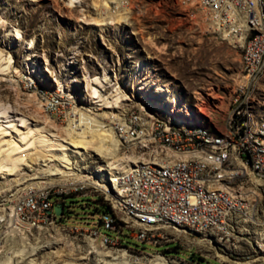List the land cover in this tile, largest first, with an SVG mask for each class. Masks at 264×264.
I'll return each mask as SVG.
<instances>
[{"label": "rangeland", "instance_id": "obj_1", "mask_svg": "<svg viewBox=\"0 0 264 264\" xmlns=\"http://www.w3.org/2000/svg\"><path fill=\"white\" fill-rule=\"evenodd\" d=\"M119 2L0 0V264H105L98 253L81 249L94 240L91 227L106 232L98 223L103 199L80 189L78 176L69 171L77 163L100 170L113 168L124 156L136 161V150H115V138L103 130L111 108L122 104L161 114L178 101L217 131L224 127L231 97L247 85L246 93L264 116V72L248 84L241 49L210 32L197 11H186L176 0ZM139 64L145 66L142 72ZM84 75L102 83L86 85ZM57 99L60 103L45 112L46 101ZM62 111L84 114L76 126L72 118L68 124L61 121ZM256 181L246 185L256 195L250 197L251 217L240 219L247 231L243 237L261 243L264 184L255 190ZM41 186L53 201L69 204L65 214L32 229L26 222L14 223V203L28 187ZM129 233L125 229L110 245L94 240L98 251L114 253L106 261L152 264L162 256L180 264H234L200 252L182 234L151 245ZM220 251L232 253L236 262L250 260L233 249ZM119 253L125 257L118 258Z\"/></svg>", "mask_w": 264, "mask_h": 264}, {"label": "built area", "instance_id": "obj_2", "mask_svg": "<svg viewBox=\"0 0 264 264\" xmlns=\"http://www.w3.org/2000/svg\"><path fill=\"white\" fill-rule=\"evenodd\" d=\"M176 1L186 11H197L210 32L241 49L240 66L248 84L263 74L264 0ZM119 3L128 5V0ZM247 88L233 94L224 127L217 131L185 104L161 114L122 104L111 108L104 127L119 149L131 147L138 155L125 167L121 163L96 171L77 163L70 169V176H78L74 179L79 188L97 192L108 207L98 218L106 232L94 226L89 236L110 245L128 229L135 240L159 245L182 234L203 253L215 246L264 260V241L259 247L256 240L244 238L247 231L239 224L242 216L251 217L245 192L251 187L246 185L264 180V116L256 111ZM59 100L46 101L44 111ZM60 117L67 124L70 118L78 122L75 112L62 111ZM58 205L62 203L51 199L46 186L28 187L10 213L14 223L42 225L58 217ZM262 226L264 230V222Z\"/></svg>", "mask_w": 264, "mask_h": 264}, {"label": "bare ground", "instance_id": "obj_3", "mask_svg": "<svg viewBox=\"0 0 264 264\" xmlns=\"http://www.w3.org/2000/svg\"><path fill=\"white\" fill-rule=\"evenodd\" d=\"M144 65L143 64H139V66H138V70H139V72H142L143 71V69H144ZM94 77V76H93ZM92 76H87V75H84V78L82 79V82H84V83H86V85H89V83L90 82H94V83H102V81H101V79L99 78V77H95V78H93ZM120 95V94H119ZM91 96L93 97V98H98V94H97V92L94 90L92 93H91ZM163 96H164V99L165 100H168V98H169V96L166 94V93H163ZM117 102V101H116ZM173 104H175V107H179V102L178 101H174V103ZM173 104H172V106H173ZM117 105V104H116ZM109 107V106H108ZM111 107V106H110ZM172 109H174V107H172ZM80 114H84V113H79L78 115H80ZM89 116V115H88ZM79 116H78V120H79ZM74 123V122H73ZM77 122H75V124L74 125H76L77 126V124H76ZM78 123L80 124V121H78ZM105 126V124H103L102 123V127H103V130H105V132L107 133V131L108 130H110L109 128H106V127H104ZM108 133H110L109 135H111V136H113V133L110 131V132H108ZM112 138H115L114 136L112 137ZM115 140V150H118L119 151V146H117L118 145V142H117V140L116 139H114ZM120 150H122V149H120ZM126 155V154H125ZM135 157L134 156H124V160H122V161H120V162H115V166L113 167V168H115V167H117L118 165L117 164H121V163H123V164H125L124 165V167L126 166V165H128V163L129 162H131V161H133V162H135ZM109 166V165H108ZM76 167H77V164H76ZM104 168H106V167H101L100 168V170L99 171H101V170H103ZM109 169H110V167H108ZM98 170V169H97ZM96 170V171H97ZM257 181L255 182V190L257 189V190H259V185H261V184H263L264 183V180H259V179H256ZM252 182H253V179H252ZM90 184V183H89ZM253 185V184H252ZM254 189V188H253ZM246 193H247V196L248 197H254V196H256L255 195V192L254 191H251V189L250 190H247L246 189V191H245ZM11 214V213H10ZM10 218H11V216H10ZM9 219V218H8ZM1 220V219H0ZM9 220H11V219H9ZM243 220H240V222H239V224H240V226L243 228V229H245L246 227H244L243 225H242V223H244V222H242ZM11 223H12V221H10ZM9 222V223H10ZM8 223V224H9ZM11 227H12V230H13V232H14V230L17 228V226H15L14 224H12V225H10ZM27 227H28V229H32V227L30 226V225H26ZM246 230V229H245ZM51 231H53V232H57V230H55V229H53V230H51ZM9 233V232H8ZM5 235V234H4ZM262 236V240H260L261 241V243H259V247H262V242L264 241V232H263V234L261 235ZM199 241V244H200V240H198ZM87 243L88 244H86L85 246H83L84 248H81L82 250H83V252H87L88 254L89 253H98L101 257H103L104 258V261H105V264H125L124 263V261L122 262V263H113V262H108V261H106V257H110V256H112L114 253H112V252H100V251H98V248L96 247V245H95V242H94V240H88L87 241ZM201 246V245H200ZM256 249L257 250H259L260 251V249L261 248H258V247H256ZM211 252V253H213L215 256H217V257H219L222 261H227V262H231V263H234V264H248V263H250L251 261H255V262H259V263H261V264H264V260L263 259H261V258H257V259H250L249 261H246V262H236V261H234V260H237V259H232L227 253H224V252H221V251H219V250H217L216 249V247L215 246H208L205 250H204V252ZM6 253V252H5ZM80 253V252H79ZM116 254V253H115ZM125 257V253L124 254H118V258L120 257ZM123 257V258H124ZM102 258V259H103ZM8 259H10V257H8L5 261H7ZM34 260H32V262L31 263H34L33 262ZM103 261V260H102ZM103 261V262H104ZM152 264H180V262L179 261H176V260H168V259H166V258H164V257H162V256H160V257H157L154 261H153V263Z\"/></svg>", "mask_w": 264, "mask_h": 264}, {"label": "trees", "instance_id": "obj_4", "mask_svg": "<svg viewBox=\"0 0 264 264\" xmlns=\"http://www.w3.org/2000/svg\"><path fill=\"white\" fill-rule=\"evenodd\" d=\"M102 205L104 206V209H107V208H108L107 205H106L105 203H103ZM68 206H69V204H67L66 201H62V207H63V209H62V211H61L60 217H62V216L65 214V212H66V208H67ZM171 248H172V247H171Z\"/></svg>", "mask_w": 264, "mask_h": 264}, {"label": "water", "instance_id": "obj_5", "mask_svg": "<svg viewBox=\"0 0 264 264\" xmlns=\"http://www.w3.org/2000/svg\"><path fill=\"white\" fill-rule=\"evenodd\" d=\"M63 207L61 205L55 206L54 207V212L56 215H60L61 211H62ZM191 258V256L189 257V259Z\"/></svg>", "mask_w": 264, "mask_h": 264}, {"label": "flooded vegetation", "instance_id": "obj_6", "mask_svg": "<svg viewBox=\"0 0 264 264\" xmlns=\"http://www.w3.org/2000/svg\"><path fill=\"white\" fill-rule=\"evenodd\" d=\"M189 260H191L193 262L197 261V259L195 257H193V256H191V258Z\"/></svg>", "mask_w": 264, "mask_h": 264}]
</instances>
